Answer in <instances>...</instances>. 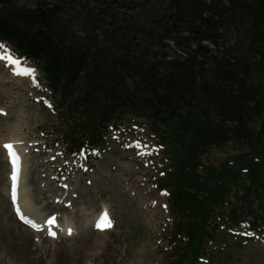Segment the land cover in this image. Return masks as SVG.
<instances>
[{
  "label": "trees",
  "instance_id": "trees-1",
  "mask_svg": "<svg viewBox=\"0 0 264 264\" xmlns=\"http://www.w3.org/2000/svg\"><path fill=\"white\" fill-rule=\"evenodd\" d=\"M163 1L166 10L141 0L149 16L134 27L115 10L122 0H36L34 9L0 0V41L39 68L69 152L100 148L109 128L121 124L153 135L169 161L161 186L170 192L174 235L184 239L175 253L190 251L197 263L238 176L248 197L260 200L264 190V0ZM80 17L89 25L83 38L68 20ZM231 25L244 34L239 50L219 43ZM182 32L213 48L191 49L188 37L177 43ZM168 42L176 43L173 54ZM233 146L247 152L232 165L206 162L211 151ZM261 214L253 228L264 224Z\"/></svg>",
  "mask_w": 264,
  "mask_h": 264
},
{
  "label": "rangeland",
  "instance_id": "rangeland-1",
  "mask_svg": "<svg viewBox=\"0 0 264 264\" xmlns=\"http://www.w3.org/2000/svg\"><path fill=\"white\" fill-rule=\"evenodd\" d=\"M19 1L28 9H34L36 0ZM140 1L122 0L121 6L115 7L116 12L130 19L134 27L143 25L149 16ZM152 3L157 10H166L163 0H152ZM97 8H93L94 14ZM68 20L72 32L83 38L89 27L84 18ZM225 28L221 30L223 39L219 43L239 50L236 44L240 35L244 36L242 30L238 31L233 25ZM181 37H188L193 42L190 48H198L199 52L213 48L207 42L196 43L183 32L177 37V43L181 42ZM132 39L140 42L142 36L134 32ZM103 40H106L104 36ZM175 44L168 42L171 54L176 51ZM5 56L1 54L0 59L9 60ZM259 59L258 56L257 61ZM5 60H0V264H174L178 258L180 263L195 264L196 257L190 251L175 253L177 239L173 237L174 219L168 209L167 193L157 188L167 161L152 136L140 127L124 126L129 135L113 139L110 133L105 152L91 165L82 155H67L58 139L61 124L54 109L55 102L45 83L32 67L23 63L29 75L14 76L17 69H20L19 74L24 73L23 68L10 63L11 70ZM10 142L18 161L22 162L21 165L17 161L15 169L16 177L21 175V183L20 187L16 184L12 207L8 199L9 171L3 147ZM243 149L233 146L211 151L205 160L215 166L228 160L232 165L236 156L247 152ZM245 182L246 178L239 175L230 187L227 202L216 208L206 231L209 235L205 239L210 240L201 245V264H264V232L258 235L257 241L249 242L240 233V226L249 225L255 215L264 213V190H260V200L250 198ZM17 204L26 206L29 212L26 209L25 212L37 216L42 223L50 216H56L60 222H69L74 226L73 232L57 237L58 242L50 240L48 229L52 227L36 225L41 229L36 230L24 223L11 211L20 208ZM101 211L108 213L111 227L110 231L98 233L93 231L91 221ZM231 214H236L237 223L232 221ZM13 243L27 246L24 262L16 260L13 253L6 250ZM60 245L73 249L61 250L58 249ZM76 252L79 257L73 258L70 254Z\"/></svg>",
  "mask_w": 264,
  "mask_h": 264
},
{
  "label": "bare ground",
  "instance_id": "bare-ground-1",
  "mask_svg": "<svg viewBox=\"0 0 264 264\" xmlns=\"http://www.w3.org/2000/svg\"><path fill=\"white\" fill-rule=\"evenodd\" d=\"M2 53H0V55H1ZM3 56H5L4 54H2ZM6 57V56H5ZM6 58H8V57H6ZM8 59H10V58H8ZM16 64V63H15ZM18 65V64H17ZM18 73H20V69H17L16 70ZM18 156V155H17ZM16 172V171H15ZM18 177V182L16 183V184H18V186L20 187V183H21V175H18L17 176ZM16 181H17V179H16ZM18 187V188H19ZM19 192V191H18ZM17 197H18V195H17ZM17 206H19V204H17ZM20 208H18L20 211H21V213L25 216V215H27V217H28V219L29 220H31V221H33V223H35V225H40L41 227L43 226V227H45V225L48 227V228H51V229H48V228H46V229H48V231L49 232H51V233H56L57 234V236L56 237H64V236H68V234H70L71 232H73V228L72 227H74V226H71L70 224H69V222H66V223H63L64 225H59L58 224V222L56 223L57 225L55 226V227H53V226H49V224H47V222H44V223H42V220H40V219H38V217L37 216H35V215H33L34 217H32V216H30L28 213H26L25 212V209L29 212V209H27V207L26 206H19ZM102 216V215H101ZM101 216H99V218H98V220L101 218ZM95 219H93L92 221H91V223L93 224V221H94ZM98 220H96L97 222H98ZM95 221V222H96ZM77 227V226H76ZM69 229L71 230V232L69 233ZM74 234V233H73ZM52 235V234H51ZM82 236V235H81ZM73 237V236H72ZM2 240V238L0 237V241ZM97 242H98V240H96ZM101 243V242H100ZM2 247L4 248V246L2 245ZM80 247V246H79ZM79 247H76V248H79ZM26 248H27V246L26 245H17V244H15V243H13V245H8L7 247H6V250H9L11 253H13V255L15 256V259L16 260H18V261H21V262H24L25 261V259H26V257H25V254H26ZM58 249H61V250H66L67 249V251H70V250H72L73 248H72V246H66V245H60L59 247H58ZM71 256H73V258H77V257H79L78 256V253L76 252V253H72V254H70ZM25 258V259H24ZM19 263V262H18ZM35 263H37V262H35ZM21 264V263H20ZM55 264H59V263H55Z\"/></svg>",
  "mask_w": 264,
  "mask_h": 264
},
{
  "label": "snow or ice",
  "instance_id": "snow-or-ice-1",
  "mask_svg": "<svg viewBox=\"0 0 264 264\" xmlns=\"http://www.w3.org/2000/svg\"><path fill=\"white\" fill-rule=\"evenodd\" d=\"M0 47H3V46H0ZM9 62H10V63H13V64L16 63V61H15V60H12L11 58L9 59ZM14 74H19V73L17 72V73H14ZM3 147L7 150V153H8V155H9V157L12 159V163H13V167H14L13 176H12V181H13V184H12V202H13V205H15V199H16V192H15V190H16V179H17L16 174H15V165H16V163H17V161H18V156H17L16 153L13 151V145H12L11 143H5V144L3 145ZM16 214H17V216H18V217H19L24 223L29 224V225H30L31 227H33L34 229L38 230V229L36 228V225L33 224L32 221H30V220L26 219L25 217L21 216L20 211H19L18 208L16 209ZM47 223H48L49 225H53V224L55 223V218H54V217H53V218H50V219L47 221ZM96 227H97L98 229H100V230H104V229H106V228L111 227V222H110V220L108 219L107 214H103V215L101 216V218H100V219L98 220V222H97ZM70 232H71V230L69 229V233H70ZM50 234L54 235V233H50Z\"/></svg>",
  "mask_w": 264,
  "mask_h": 264
}]
</instances>
